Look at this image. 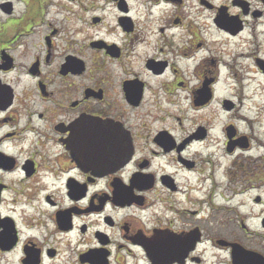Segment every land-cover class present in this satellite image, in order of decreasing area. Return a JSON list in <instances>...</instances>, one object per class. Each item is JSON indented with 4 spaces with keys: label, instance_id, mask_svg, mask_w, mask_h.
<instances>
[{
    "label": "flooded vegetation",
    "instance_id": "obj_1",
    "mask_svg": "<svg viewBox=\"0 0 264 264\" xmlns=\"http://www.w3.org/2000/svg\"><path fill=\"white\" fill-rule=\"evenodd\" d=\"M148 1L0 8V224L16 231L0 253L20 264L61 247L72 264H262L234 202L262 189L264 0Z\"/></svg>",
    "mask_w": 264,
    "mask_h": 264
},
{
    "label": "rangeland",
    "instance_id": "obj_2",
    "mask_svg": "<svg viewBox=\"0 0 264 264\" xmlns=\"http://www.w3.org/2000/svg\"><path fill=\"white\" fill-rule=\"evenodd\" d=\"M5 1H10L12 8H15V16L18 17L20 14L24 13L25 8H89L93 5L97 6L105 5L107 8H112L108 3L110 0H0V4ZM130 3L137 7H141L144 4H149L148 0H129ZM189 4L194 2L189 1ZM108 4V5H107ZM33 13L32 11L30 12ZM264 111V90H262V113ZM262 192V204H255L252 198L255 193ZM250 195L248 193L243 199H235V206L239 205V202H244L242 206L236 207L235 215V235L242 237V232L240 223L242 220V215L239 212L245 213L244 224L254 235V239L258 240L259 236L262 235V253L264 254V226L261 225V219H264V128L262 125V189L250 190ZM240 200V201H239ZM239 211V212H238ZM240 219V220H239ZM26 231V230H23ZM205 246V245H204ZM204 248V247H203ZM60 255L56 260L45 261L44 264H72L71 256L74 255L70 248L61 247ZM66 250V251H63ZM205 262L204 264H215L212 258L213 251L210 249H204ZM0 264H20L19 254L17 251L2 254L0 253Z\"/></svg>",
    "mask_w": 264,
    "mask_h": 264
},
{
    "label": "water",
    "instance_id": "obj_3",
    "mask_svg": "<svg viewBox=\"0 0 264 264\" xmlns=\"http://www.w3.org/2000/svg\"><path fill=\"white\" fill-rule=\"evenodd\" d=\"M0 8H12V4L10 1H6L0 4ZM8 12L10 10H7ZM3 224H0V227H2V231L0 233V240L2 241H8V240H12L11 241V245L7 247V249H9L10 247L13 246V243H15L14 241L16 240L15 236H16V231L14 229V227L12 226V223L7 222V221H3ZM262 226H264V219L262 221ZM32 264H37V262L32 263ZM262 264H264V256H262Z\"/></svg>",
    "mask_w": 264,
    "mask_h": 264
}]
</instances>
